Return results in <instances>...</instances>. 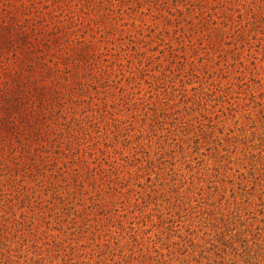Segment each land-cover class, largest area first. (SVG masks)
<instances>
[{"label": "rangeland", "instance_id": "obj_1", "mask_svg": "<svg viewBox=\"0 0 264 264\" xmlns=\"http://www.w3.org/2000/svg\"><path fill=\"white\" fill-rule=\"evenodd\" d=\"M0 264H264V0H0Z\"/></svg>", "mask_w": 264, "mask_h": 264}]
</instances>
